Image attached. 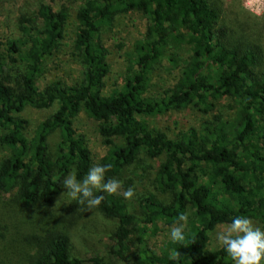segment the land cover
<instances>
[{"label": "trees", "instance_id": "trees-1", "mask_svg": "<svg viewBox=\"0 0 264 264\" xmlns=\"http://www.w3.org/2000/svg\"><path fill=\"white\" fill-rule=\"evenodd\" d=\"M77 1L74 9L48 2L32 16L22 14L18 34L0 51V264L116 263L81 255L76 244L86 240L77 229L89 211L67 195L60 198L62 179L69 173L83 179L91 167L88 140L74 126L80 112L97 121L106 147L98 164L111 165L105 181L118 179L141 156L158 160L138 211L122 195L97 193L104 200L91 212L112 221L106 231L116 245L113 255L128 264H177L172 257L179 252V264H231L221 246L209 248V233L241 215L264 229V40L252 21L258 15L226 14L219 0ZM131 11L145 17L143 37L127 52L121 80L108 86L105 27ZM69 27L78 72L39 87ZM160 63L178 73L151 95L148 82ZM223 97L235 105L234 116L213 114L175 136L144 118L179 107L208 114L211 100ZM53 103L56 110L31 131L25 109ZM56 132L51 150L48 140ZM189 208L187 245L169 238L158 250L133 249L134 237L157 233L160 223L173 226Z\"/></svg>", "mask_w": 264, "mask_h": 264}, {"label": "rangeland", "instance_id": "rangeland-1", "mask_svg": "<svg viewBox=\"0 0 264 264\" xmlns=\"http://www.w3.org/2000/svg\"><path fill=\"white\" fill-rule=\"evenodd\" d=\"M51 3L55 7L60 3L70 4L71 8H76L79 3L77 0H0V51H3L5 46L4 41L18 34V21L22 14L33 15L40 3ZM223 11L239 12L241 15L251 16V14L258 15V18H253L255 25L259 29L257 32L264 40V0H219ZM251 13V14H250ZM253 21V22H254ZM146 20L143 15L138 12L131 11L126 14L117 16L114 23L105 27L104 42L109 51V73L105 79L108 86L116 84L121 80V77L128 70L127 66V52L137 50L139 40H142L145 30ZM69 37L60 46L58 52L52 55L46 62L42 76L38 81V86L42 87L46 82L60 77H72L78 72L79 66L70 52V39L72 38V27H69ZM190 54V50L186 49L180 52L182 58ZM178 73L177 67H172L169 63L158 64L148 82V93L159 94L167 86L171 85L176 80ZM214 103V108L208 114L202 113L197 107H179L178 109L167 111L166 113H155L151 115H144V118L153 126L165 130L168 135L175 136L179 132L185 131L190 127L199 128L202 120L210 118L213 114H230L233 115L236 111L235 105L227 98H219L211 100ZM57 106L53 103L49 108H32L27 107L23 112V116L30 122V130L37 125L39 121L48 117L56 110ZM234 116V115H233ZM74 126L82 132L88 140L89 148L92 151L91 167L99 162L100 157L105 153L106 147L101 142V137L97 130V121L84 112H80L74 118ZM49 144L51 150H54L58 141V133H53L49 137ZM2 150H0V155ZM158 160L149 159L141 156L140 159L122 173L118 180L123 185L134 186L135 196L131 200H126L129 207L133 211H138V198L143 194H147L152 185V177L154 176ZM90 167V168H91ZM126 190V188H122ZM66 191V189H65ZM185 214L188 215V220L192 219L190 208ZM256 227L262 229L261 224L257 220H253ZM85 224H79L77 229L85 237L86 244L76 246L81 250V255L88 258L92 255H103L105 258H113L116 260L115 264H128L116 258L110 247L116 248L108 237L107 231L112 228V221L103 218L91 211L87 212L85 217ZM82 228H81V226ZM228 224H219L214 230L209 233V248L214 249L219 245L215 234L221 228H226ZM172 227V226H171ZM171 227L159 224L157 233L145 236V239L134 237L132 246L134 248H152L158 250L165 240L170 238ZM81 229V230H80ZM190 230V225L187 222L185 227V234ZM113 244V245H112ZM119 261V262H118ZM233 264V262L231 263ZM264 264V262H262Z\"/></svg>", "mask_w": 264, "mask_h": 264}, {"label": "clouds", "instance_id": "clouds-1", "mask_svg": "<svg viewBox=\"0 0 264 264\" xmlns=\"http://www.w3.org/2000/svg\"><path fill=\"white\" fill-rule=\"evenodd\" d=\"M110 168L111 165L108 164H94L83 179H78L75 173H69L61 181L66 191L61 193L60 198L67 195L71 201L78 202L86 211H92L101 205L104 195L97 193L122 195L126 200H131L135 196L134 186L122 190L123 184L120 180L108 177L105 181L106 173ZM59 199L56 204L59 203ZM187 222L188 215L180 213L170 231V239L173 243L187 245L185 244ZM215 237L233 264H262L264 262V229L256 227L249 217L242 215L234 217L226 228H221L216 232ZM180 258L179 252L172 257L177 264Z\"/></svg>", "mask_w": 264, "mask_h": 264}]
</instances>
